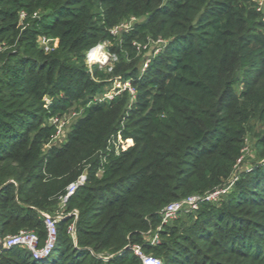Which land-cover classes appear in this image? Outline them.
I'll list each match as a JSON object with an SVG mask.
<instances>
[{
    "label": "trees",
    "instance_id": "trees-1",
    "mask_svg": "<svg viewBox=\"0 0 264 264\" xmlns=\"http://www.w3.org/2000/svg\"><path fill=\"white\" fill-rule=\"evenodd\" d=\"M132 17L128 32L110 34ZM146 38L167 46L140 74L131 42ZM106 40L117 62L91 75L86 51ZM0 42L10 47L0 53V239L24 228L41 247L40 212L63 213L50 255L13 247L0 264H142L135 245L161 264H264V21L254 0H0ZM117 76L135 88L132 102L123 92L88 104ZM71 112L81 114L53 143L50 117ZM118 132L133 144L115 154ZM248 135L256 156L236 176ZM234 177L219 201L180 214L154 244L144 238L166 205Z\"/></svg>",
    "mask_w": 264,
    "mask_h": 264
},
{
    "label": "built area",
    "instance_id": "built-area-1",
    "mask_svg": "<svg viewBox=\"0 0 264 264\" xmlns=\"http://www.w3.org/2000/svg\"><path fill=\"white\" fill-rule=\"evenodd\" d=\"M264 0H257L256 2V9L259 13H261L260 6H262V2ZM38 16V13L35 12L32 14V18H35ZM26 18V14L24 12H20L19 14V25H23V21ZM131 21L135 20V18H130ZM131 24L128 22L121 23L119 25H116L112 27L109 32L114 37H119L121 34L128 32L131 29ZM37 42L39 47L44 52H50L53 51L55 48L54 43L47 37L41 35L37 38ZM152 45H154L151 50H149V53H146L143 57V60L141 62L140 66V72L144 73L151 63L152 59L159 55L167 46V41L164 39H152L151 41ZM135 45V44H134ZM10 47L5 42H0V53L5 52ZM149 43L145 44L144 46H140V49L148 50ZM139 50V48L137 47ZM96 55V59L94 56ZM95 59V60H94ZM117 62V56L115 53H111L107 47V44L105 42H99L93 47H91L85 54V64L88 69H91L92 66H96L98 68H106L108 72H112L114 64ZM112 81V86L108 88L103 94L95 95L89 102L90 103H101L103 101L111 100L115 96L120 95L123 92H127L130 96V102H132L135 98L136 91L135 88L131 85V82L129 80L124 81L120 76L114 77L113 79H110ZM50 100L45 99L46 105L49 104ZM79 116V113L77 112H71L68 117H58L53 116L50 117L49 123L56 128V133L53 138V143L59 144L65 139V133L64 129L67 127V125H70V120L74 121ZM111 144L114 146V152L115 154H118L120 149L123 148V140L120 135V132L116 135L115 138H112ZM236 177L231 180L226 187L223 189H216L211 192L204 193L202 195H191L186 198L173 201L166 205L161 213H160V223L159 225L153 230L148 231L146 234L150 235L151 240L150 243L154 244L158 241V232L162 229L163 226L171 223L175 219L178 218V216L182 213H191L198 209L199 205L201 203L207 202V203H214L219 201L220 196L226 192L231 185L233 184ZM85 182V174L83 173L80 175L74 182H71L66 187V194L62 198V202H64L68 196L73 194V192L81 185H83ZM76 211L72 212V216L76 218ZM40 215L43 218L45 230H46V238L43 243V245L40 247L38 246L39 239L35 232L30 230H20L15 234L7 235L3 239H0L2 242V246L4 249H9L13 247H19L24 250H26L32 259L34 260H43L48 255H50L53 251V248L55 246L56 242V225L58 221L61 219L60 215H50L45 212H40ZM68 233L71 235L72 238H74V226L71 224L68 226L67 229ZM132 253L137 256L142 264H161L160 260L152 257L150 255H145L140 250V247L135 245L132 247Z\"/></svg>",
    "mask_w": 264,
    "mask_h": 264
},
{
    "label": "rangeland",
    "instance_id": "rangeland-1",
    "mask_svg": "<svg viewBox=\"0 0 264 264\" xmlns=\"http://www.w3.org/2000/svg\"><path fill=\"white\" fill-rule=\"evenodd\" d=\"M254 2H257V0H254ZM260 10H261V13H259L258 11H257V9H256V12L257 13H259L261 16H262V20L264 21V1L262 2V6H260ZM130 23L131 24V27L133 26V23H135V22H138V20H133V21H131V19H129L128 21H126V23ZM152 39H150V38H146V40H143V41H138V40H136V39H133L132 40V42H131V46H133L134 48H135V55H134V58H136L137 59V65H138V67L139 66H141V61L143 60V57L145 56V54L146 53H149V50H151V48H153L154 47V45H152V42H149V41H151ZM167 41V40H166ZM103 42H105L106 44H107V47L108 48H110V46H112V44L111 43H109V41L108 40H106V41H103ZM147 43H149V48H148V50H143V49H140V46L142 47V46H144L145 44H147ZM135 44V45H134ZM96 45V44H95ZM137 47L139 48V50L137 49ZM87 52V51H86ZM94 67H96V66H92L91 67V69H88L87 68V71L92 75V72H93V70H94ZM99 71H102V72H104V73H106V74H108V73H110V72H108L107 70H106V68H98V67H96ZM140 74H141V72H140ZM112 86V85H111ZM110 86V87H111ZM109 87V88H110ZM241 87V85L239 86V85H237L236 86V88H235V90H236V92H238L239 91V88ZM108 88V87H107ZM46 100H49V98H45ZM44 99V100H45ZM46 104V103H45ZM79 114H81V112L79 113ZM80 116V115H79ZM78 116V117H79ZM67 117V116H66ZM74 121H72V120H70V125L68 124L67 125V127H65V129H64V133H65V136H66V134L69 132V130H70V126H71V124L73 123ZM123 140V139H122ZM123 148L122 149H120V151L119 152H121V151H124V150H126L129 146H132V144H133V141L131 140V138L130 139H125V140H123ZM253 144H254V141H253V139H252V137L250 136V135H248L247 136V138H246V141H245V148H244V150H243V156H242V159H241V162L236 166V168H235V172H234V174L236 175V176H238V174L241 172V171H245V170H247L249 167H251V164H252V161L255 159V151H254V148H253ZM61 214L63 215V213H60V212H58V213H56L55 215H60L61 216ZM20 230H27V229H20ZM19 230V231H20ZM31 231V230H30ZM33 231V230H32ZM144 238L145 239H147V240H151V237H150V235H148V234H146V235H144ZM56 257V253H53L47 260H52V259H54ZM104 260H106V259H104Z\"/></svg>",
    "mask_w": 264,
    "mask_h": 264
},
{
    "label": "water",
    "instance_id": "water-1",
    "mask_svg": "<svg viewBox=\"0 0 264 264\" xmlns=\"http://www.w3.org/2000/svg\"><path fill=\"white\" fill-rule=\"evenodd\" d=\"M4 248L2 246V242L0 241V251H2Z\"/></svg>",
    "mask_w": 264,
    "mask_h": 264
},
{
    "label": "bare ground",
    "instance_id": "bare-ground-1",
    "mask_svg": "<svg viewBox=\"0 0 264 264\" xmlns=\"http://www.w3.org/2000/svg\"><path fill=\"white\" fill-rule=\"evenodd\" d=\"M94 58L96 59V55L94 56ZM95 59H94V60H95Z\"/></svg>",
    "mask_w": 264,
    "mask_h": 264
}]
</instances>
